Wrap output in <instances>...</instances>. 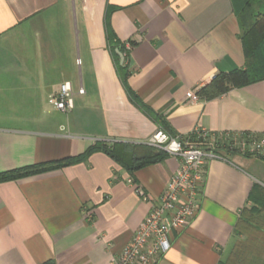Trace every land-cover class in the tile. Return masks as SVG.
Here are the masks:
<instances>
[{"label": "crops", "instance_id": "obj_1", "mask_svg": "<svg viewBox=\"0 0 264 264\" xmlns=\"http://www.w3.org/2000/svg\"><path fill=\"white\" fill-rule=\"evenodd\" d=\"M237 2L0 0V77L9 79L2 88L20 95L21 105L6 109L20 111L15 116L27 125L0 126V172L77 156L96 142L148 144L162 128L133 93L177 135L264 134V80L213 99L187 97L215 74L246 67ZM109 29L127 57L119 48L114 55ZM118 64L128 66V86ZM67 81L74 107L55 106L63 121L45 114L42 99L53 101ZM178 167L169 155L131 173L97 151L1 182L0 264H110ZM255 186L264 188L263 157H208L196 215L173 231L170 250L154 264H264V211L251 210Z\"/></svg>", "mask_w": 264, "mask_h": 264}, {"label": "built area", "instance_id": "obj_2", "mask_svg": "<svg viewBox=\"0 0 264 264\" xmlns=\"http://www.w3.org/2000/svg\"><path fill=\"white\" fill-rule=\"evenodd\" d=\"M84 93L82 87L78 90ZM187 97L197 102L200 96L197 89L187 92ZM58 110L69 112L74 107V92L70 82L61 85L60 93L53 99ZM192 133L198 135L192 139L189 135L171 136L165 130H158L148 144L167 151L179 160V167L171 177L158 203L152 206L148 215L135 230L132 239L122 251L112 255L110 264H154L158 256L167 253L171 248V235L190 223L199 209V192L205 179L206 159L221 157L207 150L212 148L218 138L201 129ZM234 135L231 149L245 155L256 153L264 157V134L261 138L241 137ZM220 137L222 135H219ZM136 192L144 200H148L145 191L138 187Z\"/></svg>", "mask_w": 264, "mask_h": 264}, {"label": "trees", "instance_id": "obj_3", "mask_svg": "<svg viewBox=\"0 0 264 264\" xmlns=\"http://www.w3.org/2000/svg\"><path fill=\"white\" fill-rule=\"evenodd\" d=\"M113 9L114 8L108 9V15L113 11ZM236 10L243 29L241 41L243 44L246 67L215 74L210 83L199 88L198 94L201 98L207 100L213 99L233 88L243 87L250 83L264 80V0H238ZM108 34L109 42L114 55L118 57L115 49L119 48L127 57L128 54L122 45L119 46V44L114 43V35L110 29L108 30ZM118 68L121 71L125 84L128 86L126 82V76L129 72L128 66L126 64L123 66L118 64ZM132 97L135 103L139 105L149 116L155 119L163 130L171 136L177 135L162 115H159L153 109L145 105L136 94L133 93ZM188 135L192 139H196L198 137L195 133H190ZM234 135L236 134H223L221 137L217 135L218 138L215 141V145H213L212 148L207 146V150H211L218 154H224L225 152L237 153L236 149L230 148ZM240 136L246 138H261L263 134L243 132ZM97 151L105 152L119 165L123 166L131 173L145 166L163 161L170 155L167 151L149 144L117 142L108 144L105 142H96L85 152L77 156L34 163L0 172V183L18 180L24 177L41 174L85 161L90 154ZM245 155L263 157L256 153H247ZM250 197L255 203L251 210L258 213L264 211V188L261 186H255ZM45 264L53 263L47 262Z\"/></svg>", "mask_w": 264, "mask_h": 264}, {"label": "rangeland", "instance_id": "obj_4", "mask_svg": "<svg viewBox=\"0 0 264 264\" xmlns=\"http://www.w3.org/2000/svg\"><path fill=\"white\" fill-rule=\"evenodd\" d=\"M78 51L80 52V47L76 46V53H78ZM27 54H31V52H27ZM8 78H4V76L2 75L0 77V126L3 127H27L26 125V121L24 119L21 118H17L15 116V113H19L20 111H13V110H9L6 108H14V107H18L21 106L18 103V99L20 97V95H16V94H8L4 92V88H2L4 86V82L8 81ZM28 97H31V95H28ZM17 102V103H16ZM43 105L45 107V114L49 113L52 115H57L55 116L58 120H63L65 121V116H63L64 114H61L60 112L56 111L55 108V104L53 101L50 102V100L48 99V95H44V98L42 99ZM53 102V103H52ZM29 106V105H28ZM28 112H35V111H28ZM39 111H36V113ZM47 114V115H49ZM36 129H40V128H44V127H33Z\"/></svg>", "mask_w": 264, "mask_h": 264}, {"label": "water", "instance_id": "obj_5", "mask_svg": "<svg viewBox=\"0 0 264 264\" xmlns=\"http://www.w3.org/2000/svg\"><path fill=\"white\" fill-rule=\"evenodd\" d=\"M118 53H119V55L121 57V64H123L124 61H125V58H124V56H123V54L121 52L118 51Z\"/></svg>", "mask_w": 264, "mask_h": 264}]
</instances>
